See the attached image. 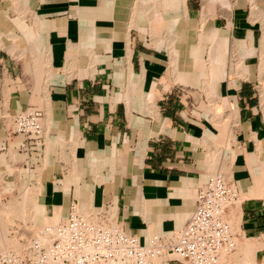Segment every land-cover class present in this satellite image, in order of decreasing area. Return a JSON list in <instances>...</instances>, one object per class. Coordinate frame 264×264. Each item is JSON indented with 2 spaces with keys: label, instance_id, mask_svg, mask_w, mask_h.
<instances>
[{
  "label": "crops",
  "instance_id": "obj_1",
  "mask_svg": "<svg viewBox=\"0 0 264 264\" xmlns=\"http://www.w3.org/2000/svg\"><path fill=\"white\" fill-rule=\"evenodd\" d=\"M254 7L264 0H0V198L3 182L35 187L29 226L62 221L76 201L144 242L183 226L223 170L239 193L225 210L239 250L264 264ZM25 107L41 112L38 136L12 129Z\"/></svg>",
  "mask_w": 264,
  "mask_h": 264
},
{
  "label": "built area",
  "instance_id": "obj_2",
  "mask_svg": "<svg viewBox=\"0 0 264 264\" xmlns=\"http://www.w3.org/2000/svg\"><path fill=\"white\" fill-rule=\"evenodd\" d=\"M12 129L26 136L41 134L40 110L25 107L15 113ZM237 198L234 184L217 172L198 189L194 210L183 226L166 239L152 235L146 242L125 231L118 221L84 216L72 201L65 219L40 227L31 237L25 255L1 252L0 264H150L163 254H172L183 264H218L221 252L236 247L237 235L224 212Z\"/></svg>",
  "mask_w": 264,
  "mask_h": 264
},
{
  "label": "rangeland",
  "instance_id": "obj_3",
  "mask_svg": "<svg viewBox=\"0 0 264 264\" xmlns=\"http://www.w3.org/2000/svg\"><path fill=\"white\" fill-rule=\"evenodd\" d=\"M248 8L251 9V7ZM253 9L257 15L260 16L263 15L264 7H260V8L254 7ZM221 171L223 170H219L217 172H221ZM221 173L224 174V177L226 178L227 181L233 183L235 186V180L232 178V176L230 177L226 175L224 171ZM16 185L17 183H13L11 181L3 182L2 198H0V253L11 250L16 253L25 255L29 251L30 239L32 236L36 234L38 229L47 224L57 223L58 220L50 219L40 224H35L34 227L29 226L27 224V220L29 218V212L27 211L28 199L23 198L24 197L23 195L29 194L30 196H33L32 198L34 199V194H36L37 190L35 187H32L29 189H24V190L22 189L20 190L19 194H16L17 190L14 189L16 188ZM228 222L231 224L232 229L236 231L237 227L233 220V214H232V218ZM152 235H158L162 239H166L167 237H169L170 234L168 235L166 231L150 233L146 237V239H144V242L148 241L149 237H151ZM239 248H240V241L237 238V249L232 253L229 254L226 253V255L228 254L229 257L225 259L226 261L224 262V264H255L251 256L252 252L254 251V247L252 248L251 245H249L248 247H245V250L243 252L240 251ZM222 254L224 255L225 253ZM167 255L168 254H163V256L159 255L158 257H155L154 259H152L150 264H167L166 260L172 258V256L170 257ZM160 256L161 257L167 256V257L162 258V260L158 262ZM219 264H221V260Z\"/></svg>",
  "mask_w": 264,
  "mask_h": 264
},
{
  "label": "bare ground",
  "instance_id": "obj_4",
  "mask_svg": "<svg viewBox=\"0 0 264 264\" xmlns=\"http://www.w3.org/2000/svg\"><path fill=\"white\" fill-rule=\"evenodd\" d=\"M238 199H239V193H238V198L235 199L233 202H231L229 205L234 204ZM78 208H79V210L81 211V213L83 214L84 212L80 209L79 206H78ZM226 212H227V211L224 212V219L230 221V219L232 218V213H231V215H229V214L226 213ZM83 215L86 216V217H88V218H90V217L87 216V214H85V213H84ZM229 224H230V223H229ZM230 226H231V224H230ZM236 249H237V238H236V247H235V249L232 250V251H230V252H221V253H220V257H219V262H218V264L220 263V260H221V264H224V262L226 261L225 259L229 257L228 254L234 252ZM222 253H225V254L223 255ZM226 253H228V254L226 255ZM222 255H223V256H222ZM162 256H163V255H162ZM167 256H170V257L172 256V257H173L172 254H168ZM167 256H166V257H167ZM221 256H222V257H221ZM157 257H158V256H157ZM166 257H161V256H160V259H158V260H159L158 262H160V261L162 260V258H166ZM89 264H107V263L102 262V261H96V262H90Z\"/></svg>",
  "mask_w": 264,
  "mask_h": 264
}]
</instances>
